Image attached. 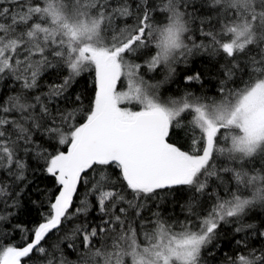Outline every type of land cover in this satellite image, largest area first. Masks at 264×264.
I'll list each match as a JSON object with an SVG mask.
<instances>
[{
  "label": "snow or ice",
  "instance_id": "1",
  "mask_svg": "<svg viewBox=\"0 0 264 264\" xmlns=\"http://www.w3.org/2000/svg\"><path fill=\"white\" fill-rule=\"evenodd\" d=\"M198 53L214 61L215 95H163L176 65ZM145 68H163V79ZM47 73L61 79L44 91ZM8 78L0 264H206L228 224L262 243L236 240L225 264H264V221L244 222L264 209V0H0V82ZM81 79L84 91H70ZM184 80L203 87L200 72ZM81 184L88 191L73 207ZM30 187L45 209L31 229L12 223ZM90 205L94 225L79 220ZM17 231L21 243H6ZM54 231L64 235L46 245Z\"/></svg>",
  "mask_w": 264,
  "mask_h": 264
},
{
  "label": "trees",
  "instance_id": "2",
  "mask_svg": "<svg viewBox=\"0 0 264 264\" xmlns=\"http://www.w3.org/2000/svg\"><path fill=\"white\" fill-rule=\"evenodd\" d=\"M129 23L132 21L129 20ZM119 23V22H118ZM220 62H223V59H220ZM214 61L210 58L207 53L197 54L191 57L187 64L180 63L176 65V72L172 78V81L165 84L161 88V93L165 96H178L185 90H191L192 92L199 94H205L208 96H213L216 93L217 85V77L215 76V72H209L208 69L213 65ZM142 72L146 73L145 78L151 79L152 81L163 79L165 74V70L162 68L157 72H149L146 68L142 69ZM196 72H200L203 77V87H201L198 83H186L184 77L187 75L194 74ZM87 80L89 82L87 87V98L85 100V104H87L88 100L94 96V90L92 85L93 76L87 75ZM61 77L54 74V73H47L41 78V87L44 91H47V87L50 84L58 83ZM13 87L11 83V78L5 79L4 81L0 82V94H3L5 97L9 94V89ZM18 87V85H15ZM118 90L121 88V84L118 83L117 85ZM85 89V82L84 79H81L78 84L74 85L73 88L70 90L72 92H83ZM175 139V137H173ZM33 167L35 164L33 163ZM37 183L40 185L41 189H49L52 190L54 188V181L50 177H39ZM34 187V186H33ZM88 191L87 184L78 185V192L77 195L73 198V207H79L80 201L85 197L86 192ZM42 199L38 197L37 193L32 190V187L26 190L24 197L22 199V206L17 211L15 218L13 219V224H22L25 227L31 229L37 222L40 220V212L44 211L45 209H39L35 205L31 204V200H38ZM91 199V197H89ZM94 203V202H93ZM92 210L88 214L87 217L81 216L79 218L80 221H84L85 219L91 223L96 224L99 223V212L95 207H92ZM172 205L167 206V214L168 215H180V218H183L182 213H180L179 207H176L175 212H172ZM255 213H261L260 215H256ZM147 214V213H146ZM264 221V209H254L253 212L249 213V216L244 219L245 223H252L255 224L257 227L261 225V222ZM70 227V225L66 226ZM21 233L15 232L12 236L8 237L5 242L6 243H21ZM64 235L63 232H56L54 231L46 238V245H54L56 244L61 237ZM241 238L247 239L250 244L259 246L262 241L254 236V235H246L245 232L236 233L234 230V226L232 224L225 225L220 229L219 235L216 241V250L214 256H207L206 257V264H225V254L231 256L235 251H237L238 246L235 243L236 240ZM68 241H64L61 244V247H65L66 254L70 260L75 259V254L71 251L66 249V244ZM77 246H79V240L76 241ZM23 264V260H22ZM28 264H33V261H28Z\"/></svg>",
  "mask_w": 264,
  "mask_h": 264
}]
</instances>
